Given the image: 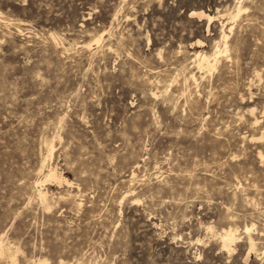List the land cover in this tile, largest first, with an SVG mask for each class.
<instances>
[{
  "label": "rangeland",
  "instance_id": "374dc122",
  "mask_svg": "<svg viewBox=\"0 0 264 264\" xmlns=\"http://www.w3.org/2000/svg\"><path fill=\"white\" fill-rule=\"evenodd\" d=\"M262 135L264 0H0V264H264Z\"/></svg>",
  "mask_w": 264,
  "mask_h": 264
},
{
  "label": "bare ground",
  "instance_id": "6f19581e",
  "mask_svg": "<svg viewBox=\"0 0 264 264\" xmlns=\"http://www.w3.org/2000/svg\"><path fill=\"white\" fill-rule=\"evenodd\" d=\"M242 12V8L239 7L238 9V13L232 17L233 20L237 19L240 14ZM190 16L191 17H197L199 18L200 20H207L209 23H211L215 17L214 16H211L203 11H192L190 12ZM232 30V28H231ZM102 37V36H101ZM224 39L226 40L227 39V36L225 35L224 36ZM218 45V44H217ZM216 52H214L215 54L213 56H208V55H201V54H198L197 57V61L199 63V65H201L202 67H205L209 70L211 69H215L216 68V65L218 64L219 62V58L221 57L222 54H227L228 52V49H227V46L225 45V49L222 50L221 49V46H218V49L215 50ZM196 60V59H195ZM197 65V63H195ZM191 76V75H190ZM191 79V78H190ZM192 79H196V76L195 75H192ZM193 82V81H191ZM196 82V81H195ZM190 83V82H189ZM195 84V83H193ZM186 93V92H185ZM258 123V122H256ZM264 138V135H262V137L260 139H263ZM53 148V147H52ZM42 169V168H41ZM44 172V171H43ZM42 172V173H43ZM47 173V172H46ZM47 175V174H46ZM43 177V176H42ZM46 180L44 182H47V181H52V180H61V178L57 175L56 171L55 170H51L50 172H48V175L47 177L45 178ZM43 182L39 183L40 185H42ZM40 197L44 200V203H45V200H47V196L46 194H44L43 191L40 190ZM40 198V199H41ZM246 228V233L249 235V242L251 244V246L254 248L256 247V243H255V240L253 239L252 235H251V231H252V227H245ZM237 230V228H236ZM236 230L235 229H227L224 231L222 237H223V241H222V244H224V247L225 248H231L234 243L237 241V238L235 233H236ZM238 231V230H237ZM223 232V231H222ZM220 238V236H219ZM224 242V243H223ZM2 245V244H1ZM223 247V248H224ZM10 248H8L9 250ZM226 250V249H225ZM10 251V250H9ZM3 252V251H2ZM40 264H49L47 261H40Z\"/></svg>",
  "mask_w": 264,
  "mask_h": 264
}]
</instances>
